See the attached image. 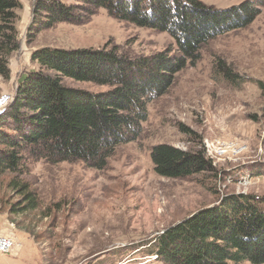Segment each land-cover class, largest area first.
Returning <instances> with one entry per match:
<instances>
[{
	"label": "rangeland",
	"instance_id": "rangeland-1",
	"mask_svg": "<svg viewBox=\"0 0 264 264\" xmlns=\"http://www.w3.org/2000/svg\"><path fill=\"white\" fill-rule=\"evenodd\" d=\"M201 1L227 8L244 0ZM33 2L21 0L19 47L9 58L10 78L0 76V95L8 93L11 99L19 77L38 69L30 59L38 48L118 46L131 55L175 48L166 32L117 20L103 8L84 23L41 29L28 42ZM199 55L194 64L187 59L168 91L148 103L140 135L118 145L103 169L83 162L30 159L21 179L35 192L39 207L28 212L10 210L19 206L20 198L7 187L10 176H0V226L13 223L20 243L17 252L0 254V264H155L139 245L164 227L224 193L264 197V121L249 118L262 104L257 80L264 81V0L250 24L209 39ZM220 64L238 75L236 82L226 78ZM61 82L92 92L110 88L67 76ZM223 139L245 148L220 160H212L204 150L217 176L201 172L172 179L154 172L153 144L204 149L205 140Z\"/></svg>",
	"mask_w": 264,
	"mask_h": 264
},
{
	"label": "trees",
	"instance_id": "trees-1",
	"mask_svg": "<svg viewBox=\"0 0 264 264\" xmlns=\"http://www.w3.org/2000/svg\"><path fill=\"white\" fill-rule=\"evenodd\" d=\"M260 4L244 0L219 8L201 0H34L28 42L41 29L84 23L103 8L117 20L166 32L175 48L149 55H131L118 46L35 49L30 59L38 69L19 77L11 101L0 112V176H10L7 187L20 198L19 206L10 210L39 207L35 192L21 179L30 159L103 169L118 145L137 139L148 103L168 91L186 60L194 64L209 39L250 24ZM21 7V0H0V76L6 80L9 58L19 47ZM220 70L236 82L238 75L230 67L220 64ZM62 76L110 88L92 92L69 87L62 84ZM257 85L262 104L249 118L259 123L264 121V81L257 80ZM150 157L154 172L162 177L181 179L201 172L217 176L202 147L156 143ZM139 246L160 264H264V197L221 194Z\"/></svg>",
	"mask_w": 264,
	"mask_h": 264
},
{
	"label": "built area",
	"instance_id": "built-area-1",
	"mask_svg": "<svg viewBox=\"0 0 264 264\" xmlns=\"http://www.w3.org/2000/svg\"><path fill=\"white\" fill-rule=\"evenodd\" d=\"M11 101V96L8 93L0 95V112ZM244 146L234 140H205L204 150L209 158L212 160H220L226 157H234L244 150ZM10 228L15 229V225L10 223ZM20 243L17 238L12 234L10 236H0V254H10L17 252ZM155 259L156 256L152 255ZM151 258V257H149Z\"/></svg>",
	"mask_w": 264,
	"mask_h": 264
},
{
	"label": "crops",
	"instance_id": "crops-1",
	"mask_svg": "<svg viewBox=\"0 0 264 264\" xmlns=\"http://www.w3.org/2000/svg\"><path fill=\"white\" fill-rule=\"evenodd\" d=\"M12 234L17 238L14 230H12L10 227L9 228H4V227L0 226V236H10ZM155 264H160V263L158 261H155ZM242 264H247V263L243 262Z\"/></svg>",
	"mask_w": 264,
	"mask_h": 264
}]
</instances>
